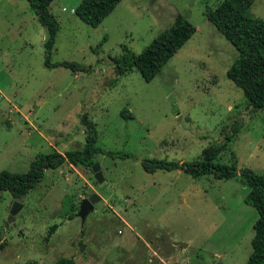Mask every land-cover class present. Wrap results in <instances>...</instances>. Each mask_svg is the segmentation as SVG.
<instances>
[{
    "label": "rangeland",
    "instance_id": "1",
    "mask_svg": "<svg viewBox=\"0 0 264 264\" xmlns=\"http://www.w3.org/2000/svg\"><path fill=\"white\" fill-rule=\"evenodd\" d=\"M79 1L49 4L59 26L50 63L87 72L46 68L44 29L26 1L0 0V170L24 173L38 154L79 149L81 117L94 125L97 148L126 158L95 155L98 184L90 169L64 161L19 199L0 190V264H244L257 215L238 175L192 179L140 166L196 161L229 136L216 162L234 157L237 170L264 174V107H251L226 78L236 52L204 16L222 0H121L95 28L74 15ZM247 12L264 21V0ZM176 15L194 33L159 75L144 82L129 68L116 78L112 59L139 54ZM91 194L100 201L81 223L79 203Z\"/></svg>",
    "mask_w": 264,
    "mask_h": 264
},
{
    "label": "trees",
    "instance_id": "2",
    "mask_svg": "<svg viewBox=\"0 0 264 264\" xmlns=\"http://www.w3.org/2000/svg\"><path fill=\"white\" fill-rule=\"evenodd\" d=\"M25 1L38 24L44 29L43 65L46 68L61 66L72 72H87L86 67L75 63H50V54L59 29L55 17L49 12L52 0ZM120 1L80 0L73 13L79 21L95 28ZM252 2L253 0H222L213 10L205 12L204 16L236 52L234 60L225 72L226 78L242 92L251 107L261 109L264 107V21L247 12ZM193 33L194 28L187 20L181 15H176L172 23L158 32L139 54L112 59L115 77L122 76L129 68H134L144 82H150L159 75L167 61ZM104 40L103 37L94 49H99ZM111 83L114 84L115 80ZM121 115L130 119L126 111H122ZM80 121L85 130L84 142L79 149L67 151L63 155L56 152L38 154L24 173L0 170V190L8 192L13 199H19L41 181L44 170L55 169L64 161L89 169L97 154L126 158L123 154L97 148L94 125L85 117H81ZM230 141L231 138L226 136L221 143L203 149L200 158L189 163L144 160L140 162V166L147 173L178 169L192 179L212 175L218 180H229L238 175L243 185L248 188L243 203L252 207L257 215L252 225L251 250L244 264H264V174L254 173L248 168L237 170L234 157H231L228 165L217 163L218 154L227 149ZM71 216L70 213L64 215L67 220H70ZM55 228L56 226H52L49 233ZM53 264H73V261L71 258L59 257Z\"/></svg>",
    "mask_w": 264,
    "mask_h": 264
},
{
    "label": "water",
    "instance_id": "3",
    "mask_svg": "<svg viewBox=\"0 0 264 264\" xmlns=\"http://www.w3.org/2000/svg\"><path fill=\"white\" fill-rule=\"evenodd\" d=\"M90 171L92 173V177L94 181L98 184L101 183L103 178L101 176V172L99 170V166L96 162H94L90 166ZM100 201V197L97 196L96 194H91L88 198L81 200L78 206V211L76 213V217L79 218L80 222L82 223L84 221L85 216L87 215L88 212L92 211L93 205ZM16 209V203H12V206L9 211V215H11ZM9 219L11 216L8 217ZM178 246L181 248H185L186 244L184 243H177Z\"/></svg>",
    "mask_w": 264,
    "mask_h": 264
}]
</instances>
